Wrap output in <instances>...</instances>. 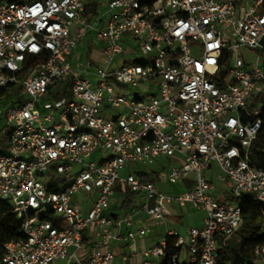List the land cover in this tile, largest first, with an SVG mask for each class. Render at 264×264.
Returning <instances> with one entry per match:
<instances>
[{
	"label": "built area",
	"instance_id": "1",
	"mask_svg": "<svg viewBox=\"0 0 264 264\" xmlns=\"http://www.w3.org/2000/svg\"><path fill=\"white\" fill-rule=\"evenodd\" d=\"M88 33L100 45L79 62ZM263 98L264 0H0V200L21 220L0 264H113L123 225L134 242L150 232L134 216L162 221L171 204L205 212L186 240L167 231L187 264H218L220 238L240 246L245 197L264 204L249 159ZM160 159L161 181L192 185L143 181ZM127 164L139 168L120 175ZM117 184L140 194L120 216ZM180 252L163 240L142 256ZM251 253L264 262V239Z\"/></svg>",
	"mask_w": 264,
	"mask_h": 264
},
{
	"label": "trees",
	"instance_id": "2",
	"mask_svg": "<svg viewBox=\"0 0 264 264\" xmlns=\"http://www.w3.org/2000/svg\"><path fill=\"white\" fill-rule=\"evenodd\" d=\"M15 2H24L25 0H10ZM86 7V11H87ZM262 126L259 130L256 140L250 147L249 159L250 163L256 167L264 169V98L262 99L261 111ZM143 181H155L159 177V172L151 175L139 173ZM118 188V187H116ZM124 199L121 207L128 210L135 205L137 193L130 191L125 187ZM242 207V225L240 235L242 241L238 248L230 246L231 242L227 239L220 238L222 245L220 251V260L218 264H233L237 258L241 260L240 264H253L251 248L255 242L264 239V204L252 200L250 196H246L241 203ZM21 220L17 218L16 213L12 211L11 206L3 200H0V258L3 252V246L9 239L21 236ZM166 252L167 254L177 252L180 246H175L176 236L166 234ZM164 255L161 264L168 262V256Z\"/></svg>",
	"mask_w": 264,
	"mask_h": 264
},
{
	"label": "crops",
	"instance_id": "3",
	"mask_svg": "<svg viewBox=\"0 0 264 264\" xmlns=\"http://www.w3.org/2000/svg\"><path fill=\"white\" fill-rule=\"evenodd\" d=\"M90 45H91V37L89 36V33H88L86 37L82 38V40L80 41L79 46L77 48V54L79 53H81L82 55L85 53L87 54L88 51H90V48H91ZM83 49L84 51H82ZM168 163L169 162L165 161V159H160L156 161L154 164H152L150 168L145 169L143 170V172H138V173L151 175V174H154L155 172H159V176H160V173L165 171ZM213 177L214 175L211 174V178ZM185 180L186 179H184L183 181L175 185H171V184H165V182L161 181L158 177V179H156L154 182L156 183L158 188H160L161 190L167 193H170V194H174V193H178L180 191L185 190V188L187 187ZM187 181L190 183L191 179L187 178ZM116 187L118 188H115V190H118L121 194L124 193V189H125L124 187H122L120 184H117ZM114 195H115V192H114ZM139 200H140V194L137 193L135 205L128 210L123 209V213L130 211L134 207L138 206ZM172 205L174 204L169 205V208ZM190 207L195 208L193 206H190ZM195 209H198V208H195ZM198 210H199V214L197 218H199V220L197 221L196 224L201 225L203 221V217L205 216V212L201 209H198ZM170 211H171L170 215H172L171 208H170ZM109 212L111 214H115V216L121 215V213H117L114 211H109ZM143 225H148L150 227V232L145 236L135 239L134 242H131L126 239V233L128 231V228L125 225H123L119 239L113 241L112 243V249L115 254V259H114L113 264H144L145 261H147V264H161L163 260L162 257H164V255L159 256V257L151 256L148 259H146L142 256V251L148 248L154 247V246H160L161 242L165 240V236L168 230H175V231L177 230L166 226L165 221L164 223L161 221H155L146 213L140 212L138 215L134 216V222L132 224V228L136 229V228L142 227ZM183 238L184 240L187 239V232Z\"/></svg>",
	"mask_w": 264,
	"mask_h": 264
},
{
	"label": "rangeland",
	"instance_id": "4",
	"mask_svg": "<svg viewBox=\"0 0 264 264\" xmlns=\"http://www.w3.org/2000/svg\"><path fill=\"white\" fill-rule=\"evenodd\" d=\"M89 36L91 37V45H90L91 48H90V51H88L87 55L90 58H94L97 54L94 49L98 48L100 44L95 39L94 34H89ZM82 51H84V49ZM248 53H249L248 56H250V54L252 55L254 51L250 50V52ZM87 55L86 54L82 55L81 53H79L78 54L79 62H83ZM66 98L68 100L71 99V93L68 92L67 90H66ZM2 123H3L2 119L0 118V129L2 127ZM7 143H8L7 136L6 135L2 136L0 133V146L6 147ZM212 166L215 167L214 162H212ZM138 168H139L138 165L127 164L123 170H120V175H125L127 171L136 170ZM212 179H213V182H216V179H214V177ZM185 181H186L187 187H190L192 185V181H190V183L187 181V179ZM86 197H88L87 193H79L76 195L75 198L76 200L80 202H84ZM123 199H124V195L121 194L118 190H115V195L114 197H112L109 211H114V212L122 214L123 208L121 207V203ZM221 204L226 205V203H223V202H221ZM170 208L172 209V215L164 216L161 222L164 223L165 221L166 226L176 229L179 236L184 237L187 230L190 227L199 225V224H196L197 221L199 220V218H197L199 214L198 209L192 208L190 206L177 207L175 205L170 206ZM223 239H227L229 242H231L230 246H233L236 244L235 240L232 237L225 236ZM162 259L164 260V257H162ZM187 261H188V256H187L186 248L185 246H183L181 248L179 262L180 264H187ZM240 262L241 260L237 258L233 264H240ZM243 264H245V262H243ZM253 264H264V262L254 261Z\"/></svg>",
	"mask_w": 264,
	"mask_h": 264
}]
</instances>
